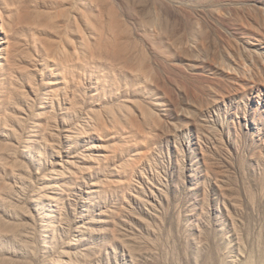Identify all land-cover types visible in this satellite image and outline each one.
Listing matches in <instances>:
<instances>
[{"label":"bare ground","instance_id":"6f19581e","mask_svg":"<svg viewBox=\"0 0 264 264\" xmlns=\"http://www.w3.org/2000/svg\"><path fill=\"white\" fill-rule=\"evenodd\" d=\"M183 1L190 2L191 6H210V11L217 10V7L214 9L217 4L214 0ZM183 1L180 0L181 4ZM176 2L0 0V252L6 255L3 259L0 257V264H34L35 259L50 250L58 254V259H53L51 264L72 263L70 256L74 251L78 261L84 254L93 252V241L87 236L93 231L92 225H100L103 221V213L79 224L69 238L70 229L66 226L74 217L72 214L76 215L77 208L73 206L77 204V211L86 218L88 203L97 197L103 199L104 183L107 184L104 189L111 188L116 196H123L124 192L136 199L140 196L131 192L139 186L134 175L143 176L142 165L137 166L134 161L144 154H138L136 158V152L140 151L136 148L139 142L132 143L136 144L135 149L127 143L130 134L138 136L135 134H139L137 129L144 127V131L154 123L157 125V109L155 112L147 111L150 108L146 110L145 107L139 109L131 102L135 98L127 101L132 105L123 101L116 104L118 108L113 102L119 98L130 99L133 86L128 85L131 82L136 86L156 77V66L151 63L144 43H156L166 35V51L177 52L179 57L186 58L190 50L189 40L185 41L186 32L198 43L209 41L210 35L201 21L189 18L178 23L181 5ZM231 4V0H226V5ZM213 11L212 14L216 12ZM233 16H237L236 12ZM129 20L137 25V31ZM113 97L116 100L114 98L110 106L108 101ZM151 103L154 102L148 104ZM128 105L137 107L138 114L130 111ZM144 106L147 107V103ZM151 127L156 128L150 126V130ZM144 137L142 140L146 139ZM93 138L97 140L96 144ZM108 139L111 140L109 144L106 143ZM126 144L130 146L127 151L132 153L124 151ZM146 154L144 160L139 159L147 166L154 165L151 163L154 152L147 151ZM128 164L133 169L132 176L127 170ZM46 171H49L47 175ZM36 178L41 180L37 190L33 183ZM84 196L87 197L86 206H82L79 200ZM142 201L141 204L145 200ZM128 217L131 222L150 228L149 222L138 215L131 213ZM76 221L79 223L80 220ZM97 232L104 234L100 229ZM114 238L118 240L119 234L115 233ZM120 245L123 250L128 248L122 241ZM74 262L72 264L81 263ZM46 263L49 264L50 260ZM244 264L254 262L249 258ZM260 264H264V257Z\"/></svg>","mask_w":264,"mask_h":264},{"label":"rangeland","instance_id":"374dc122","mask_svg":"<svg viewBox=\"0 0 264 264\" xmlns=\"http://www.w3.org/2000/svg\"><path fill=\"white\" fill-rule=\"evenodd\" d=\"M176 1L181 5L178 23L189 18L201 21L210 35L209 41L198 43L186 32L185 41H190L187 44L192 51L188 50L186 58L179 57L177 52L166 51V35H162L156 43H144L151 63L156 66L152 64L158 78L136 86L129 81L131 84L128 86H133L130 99H109L110 106L111 101L116 100L117 103L113 102L115 106L123 101L127 104L128 100L135 98L131 102L139 109L150 108L147 111L152 112L157 109L155 113L160 123L156 121L157 125H150L156 128L151 127L150 130L148 126L146 128L150 131L146 128L143 131L144 127H138L140 135L132 133L134 137L130 134L131 143H127L135 149L139 142L136 148L140 151L136 152V158L138 154H144L139 157L144 160L147 151L154 152L151 158L154 165L147 166L134 157L138 161H134L136 165H142L143 175H134L139 186L131 194L140 195L137 199L126 192L123 196H116L111 188L104 189L107 187L104 183L102 200L97 197L86 206L87 197L79 199L81 205L86 206V212L88 209L86 218L77 211V204L73 206L77 208L76 215L72 214L74 217L66 226L70 229L69 238L79 224H84L93 216L98 218L101 212L103 221L100 225H92L93 231L87 236L93 241V252L76 261L74 251V255L70 256L72 263L244 264L250 258L254 264H260L264 257V0H231V5H226V0H214L217 3L214 5L217 10H211L213 13L216 11L214 14L210 6H191L190 2L181 0V4L180 0ZM119 7L124 10L121 4ZM233 12L237 16L234 17ZM247 19L252 21L251 24ZM129 23L137 31V25L131 20ZM137 86L139 90L134 88ZM141 88L145 90L141 91ZM147 100L154 103L149 105ZM146 103L148 108L144 106ZM134 105H128L130 111L138 114ZM145 131L147 136H141L145 135ZM150 133L152 135H148ZM143 137L146 141L142 140ZM133 139L138 140L135 142ZM108 140L106 143H111ZM92 141L97 143L95 138ZM143 142L145 149L142 148ZM126 145L124 151L132 153L127 151L130 146ZM127 166L132 176L133 169L130 164ZM126 174L124 177H129ZM33 183L35 190L41 186V180L37 178ZM142 199L145 200L143 204ZM131 213L148 221L150 228L131 222V216L128 217ZM76 219L80 220L79 223ZM98 229L104 234L100 235ZM115 233L119 234L118 240L114 238ZM120 241L128 248L123 250ZM0 253L2 259L6 257ZM46 253L41 254L42 258L38 255L41 259L38 257L33 263L40 261L47 264L50 260L51 264L53 259H58L54 250ZM68 262L66 264H72Z\"/></svg>","mask_w":264,"mask_h":264}]
</instances>
